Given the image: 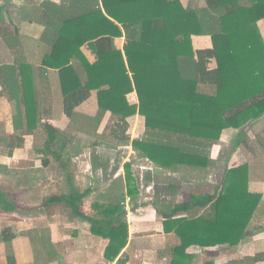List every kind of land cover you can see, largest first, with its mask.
Listing matches in <instances>:
<instances>
[{
  "label": "crops",
  "instance_id": "obj_1",
  "mask_svg": "<svg viewBox=\"0 0 264 264\" xmlns=\"http://www.w3.org/2000/svg\"><path fill=\"white\" fill-rule=\"evenodd\" d=\"M87 1L0 0L3 19L0 21V181L10 184V189L7 191L5 187L3 193L17 207L14 212L0 211V264H118L120 259L125 264H174V252L181 246L175 227L169 223L172 221L167 219L173 209L187 204L190 197L162 201L152 196V184L143 187L137 184L139 194L130 196L126 164L112 171L113 176L105 181L108 168L103 163L111 155L97 147L98 144L80 146L83 152L76 153L82 140H94L107 144L108 148V145L117 144L110 125L118 121L110 112L100 117L97 91H92L87 100L74 109L78 117L72 119L65 111L60 71L43 66L45 57L52 53L60 37V17L83 14L89 5ZM177 1L189 9L215 8L214 0ZM120 27L122 37H100L94 42L96 51L89 43L82 47L81 52L90 64L97 62V52L118 50L124 53L129 41L128 28ZM258 28L264 38V19L258 22ZM192 45L195 51L213 47L210 36H193ZM71 64L85 82L83 65L76 57ZM208 67L215 69L217 62L210 60ZM23 68L26 71L23 72ZM201 89L215 93L212 86L201 85ZM24 90H27L29 101L35 100L38 121L32 132L26 131ZM127 100L130 105L139 106L136 92L129 94ZM140 120L145 126V119L139 114L129 118L127 124ZM228 134L236 135L234 146L246 145L253 150L241 153L242 156L238 152L221 153L219 157L225 159L224 167L229 170L247 163L249 190L261 195L262 199L246 236L237 247L215 242L205 245L196 237L180 257V264H264V117L242 130L225 131L216 145L223 146ZM125 147L130 148V157L138 155L132 146ZM208 154L211 156V151ZM33 156L36 158L32 159ZM39 157H42L43 166L35 165ZM49 157L55 158L62 170L66 168L57 159H73L70 168L76 167L80 174L73 178L66 173L67 181L64 182L75 186L71 192L62 193L60 187L64 182L60 183L59 177L48 176ZM241 158L245 162H241ZM23 162L25 164L20 165ZM143 188H150V191L144 192ZM72 194L73 199L63 198ZM209 194L216 195V192ZM96 204L121 205L122 211L108 218L95 209ZM209 211V207L183 210L171 220L199 219ZM118 219L128 225V240L120 255L109 259L111 239L95 233L93 224H113ZM166 222L169 223L167 227Z\"/></svg>",
  "mask_w": 264,
  "mask_h": 264
},
{
  "label": "trees",
  "instance_id": "obj_2",
  "mask_svg": "<svg viewBox=\"0 0 264 264\" xmlns=\"http://www.w3.org/2000/svg\"><path fill=\"white\" fill-rule=\"evenodd\" d=\"M87 2L83 14L60 17V37L43 61V66L60 71L65 111L72 119L78 117L74 109L97 91L100 117L110 112L118 121L110 125L116 143L132 146L139 157L177 173L205 171L213 164L206 146L211 149L225 131L242 130L264 117V38L258 28L264 19V0H214L211 10L184 8L177 0ZM121 25L128 28L124 53L97 52V62L90 64L82 47L89 43L96 51L94 42L100 37H122ZM193 36H210L212 49L195 51ZM74 57L84 67L85 82L71 64ZM210 60L217 62L213 70L208 67ZM201 85L214 87L215 93L203 91ZM133 92L138 107L128 103ZM24 98L26 131L32 132L38 121L35 100L29 101L27 90ZM137 114L145 119L148 137L132 140L126 133L127 120ZM172 137L177 142H171ZM131 169V163L126 164L127 193L135 196L139 188ZM249 178L247 163L229 169L219 194H191L187 204L172 210L167 221H172L181 240L174 264L181 263L180 257L196 237L205 245L237 247L242 242L262 199L250 192ZM94 207L108 218L122 211L117 204ZM208 207L209 213L199 219L171 220L183 210ZM16 209L0 192V211ZM93 231L111 239L109 259L126 246L128 225L121 219L93 224ZM118 264L125 261L120 259Z\"/></svg>",
  "mask_w": 264,
  "mask_h": 264
},
{
  "label": "rangeland",
  "instance_id": "obj_3",
  "mask_svg": "<svg viewBox=\"0 0 264 264\" xmlns=\"http://www.w3.org/2000/svg\"><path fill=\"white\" fill-rule=\"evenodd\" d=\"M126 127H127L126 133L131 138L134 137L133 139L144 138L148 135V133H146L147 131H146V128L142 120H140L137 123H133L131 125L128 124V126ZM235 136L236 135L234 134L226 135L225 137L226 142L223 143V146L215 144V146H212L211 149H209V147L206 146L209 152L211 151L210 157H212V159L215 158V160H217L218 162L217 161L213 162V160L211 159V161L213 162V164H211L212 166L203 172L202 171L199 172L196 170L182 169V171L174 173L171 171L161 170L159 169V167L157 168L154 165H152L149 161L139 157V155L135 156V154H133L130 157L129 156V154L131 153L129 150L130 148L125 147L121 144H114L112 146L108 145L110 146V148L113 149V150H110V148L105 147L107 146V144L102 145V143H95L94 140H84L83 141L81 139L82 141H79L80 145L77 147L76 153L83 152V147L85 146L87 147L88 145L97 146L98 144L99 146L97 147H100L106 152V154H109L112 156L111 157L108 155L109 156L108 160L105 159L103 163L104 167L107 166L108 168V173L107 174L105 173L103 180L107 181L108 176H113L112 171H115L117 168L120 167V165L131 163V166H132L131 170L137 181V184L140 187L148 186L152 184L153 189L151 190V193L153 197L156 196L162 201L169 200L170 198L175 199L176 201H181L185 198H189L191 194H204V193L209 194V193H214V192H216V194H219L221 192V186L223 184L226 172L228 170L224 167L226 166L225 159H221L222 156L219 157L220 154L223 152L225 154L227 152L228 153L238 152L241 155V153H245L247 151L253 150V149H247L246 145L240 146V148L238 146L237 147L234 146L233 139L235 138ZM176 139L177 138L172 137L170 140L171 142H177ZM80 146H83V147H80ZM94 146L92 148H94ZM199 146H202V144H200ZM203 147L206 148L204 145ZM35 158L36 156L32 157V159H35ZM49 158H50L51 164L49 166V169L47 170L48 176L52 175V176H56L57 178L59 177L58 180L60 183L62 181L63 182L67 181V177H66L67 174L71 175L73 178H76V176L80 174V173H77L78 169L76 167L70 168V165L72 166V160H73L71 157L70 158L69 157H64V158L59 157L57 159L58 161L60 160L59 164L61 163L62 165H64V167L66 168L65 170H62L60 169V167H58V162H56L55 158H52V157H49ZM241 159H242L241 162H245L244 158H241ZM24 164H25L24 162L20 163V165H24ZM26 164L29 165L31 164V162H27ZM37 164L38 166H43L42 157L37 158V162L35 165ZM107 168H106V171H107ZM51 170H53L54 173H51ZM61 184L63 186V187H60V190L62 193H69L71 192V188L75 187L74 184H71L69 186L67 182H64ZM5 187L8 191L10 189L9 188L10 184H4L3 181H0V192L6 191ZM69 188H70V191H69ZM143 189L145 192L147 188H143ZM144 194H147V193H144Z\"/></svg>",
  "mask_w": 264,
  "mask_h": 264
},
{
  "label": "built area",
  "instance_id": "obj_4",
  "mask_svg": "<svg viewBox=\"0 0 264 264\" xmlns=\"http://www.w3.org/2000/svg\"><path fill=\"white\" fill-rule=\"evenodd\" d=\"M147 191H150V188H149V189H147Z\"/></svg>",
  "mask_w": 264,
  "mask_h": 264
}]
</instances>
